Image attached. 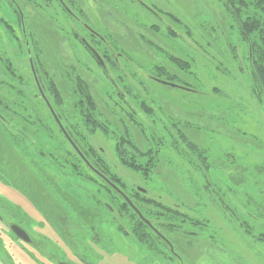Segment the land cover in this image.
<instances>
[{
	"label": "rangeland",
	"instance_id": "374dc122",
	"mask_svg": "<svg viewBox=\"0 0 264 264\" xmlns=\"http://www.w3.org/2000/svg\"><path fill=\"white\" fill-rule=\"evenodd\" d=\"M17 1L25 15L30 14V22L25 23L28 29L31 23L33 36L29 32L27 38L33 54L43 72L58 84L73 116L78 115L75 78H84L88 86L95 117L104 126L90 133L88 126L81 125L88 144L102 150L129 188L147 190L146 196L187 216L176 220L181 232L165 230L185 264H264V241L259 240L264 233V211L244 208L250 197L255 202L264 197V103L254 94L247 43L225 1L84 0L97 19L98 4L103 6V25L90 26L106 36L115 34L120 42L123 97L110 86L93 55L78 40L70 43V27H82L66 18L55 1ZM6 5L0 0V97L13 99L9 84L33 97L39 91L30 69L26 37L13 8ZM113 6L120 10L119 20L115 25L106 21L111 27L107 32L102 27L104 14ZM145 6L155 8L160 18L146 12ZM107 42L113 46V39ZM179 60L189 65L184 68ZM9 65L20 81L11 78ZM162 71L166 74L161 75ZM110 74L117 79L113 69ZM45 119L58 135L52 118L47 114ZM123 137L133 141L140 152L158 151L148 178L129 168L116 153V143ZM35 140L47 151L58 145L43 134ZM189 143L201 151L192 150ZM125 148L131 150L128 144ZM0 156L4 168L7 159ZM137 159L143 163L149 157ZM5 211L24 215L37 210L23 192L0 177V214L6 215ZM152 217L160 225L168 224L166 216ZM100 234L104 235L103 248L98 251L90 245L99 256L98 264H166L141 253L116 224H103ZM22 264L34 263L23 260Z\"/></svg>",
	"mask_w": 264,
	"mask_h": 264
},
{
	"label": "trees",
	"instance_id": "16d2710c",
	"mask_svg": "<svg viewBox=\"0 0 264 264\" xmlns=\"http://www.w3.org/2000/svg\"><path fill=\"white\" fill-rule=\"evenodd\" d=\"M224 1L239 22L242 37L247 43V58L254 81L253 91L258 100L264 103V0ZM181 62L184 68L185 65H189L179 60L180 65ZM8 68L11 78L20 81L15 79L18 74L15 69L10 65ZM160 74L166 73L162 71ZM39 75L46 97L85 157L125 192L153 227L173 244L165 230H169V234L181 232L180 224L176 220L180 217L186 220L187 216L180 215L178 210L146 196L147 190L129 188L127 183L112 170L102 151L88 144L86 136L83 135L82 124L86 128L88 126L90 133L97 130V127L104 129L95 117L96 106L86 82L79 76L73 82L75 94H78V101L74 105L78 115L73 116L53 77L43 70L39 72ZM20 78L22 79L21 76ZM176 86L179 85L176 84ZM8 87L14 94L13 99L0 97V151H2L0 155L7 159V168L5 166L1 168L3 159L0 156V168L5 170V172L0 171V177L16 186L32 203L42 208L46 207L41 200L48 207H52V210L73 211L74 224L87 225L89 241L99 244L101 248H103L104 239V235L100 234L101 226L105 223L116 224L127 238L136 243L141 253H147L149 258L157 257L166 264H179V260L174 257L177 255L172 253L168 242L139 217L118 191L85 164L64 137L45 101L40 97H31L14 84H9ZM38 103L41 105L39 106ZM47 114L52 118L58 135H55L48 127L45 121ZM90 124L93 125L90 126ZM41 134L55 139L58 143L57 147L49 151L45 150L35 140L37 135ZM125 144L130 146V151L125 148ZM188 146L192 150L201 151L199 147L191 143ZM115 151L124 164L141 172L145 178H148L147 174L152 172L158 152L153 149L149 152H140L133 141H127L124 137L121 142L116 143ZM139 156L149 157V159L141 163L137 159ZM244 208L248 211H264V197L262 196L259 202L253 201L250 197ZM153 215L166 216L168 224L160 225L155 221L156 218L152 217ZM170 220L174 221L170 222ZM259 240L264 241V233Z\"/></svg>",
	"mask_w": 264,
	"mask_h": 264
},
{
	"label": "flooded vegetation",
	"instance_id": "af4514ba",
	"mask_svg": "<svg viewBox=\"0 0 264 264\" xmlns=\"http://www.w3.org/2000/svg\"><path fill=\"white\" fill-rule=\"evenodd\" d=\"M3 1L8 4L5 8L12 7L13 16L20 20L24 36L26 37L25 47L29 57L30 69L32 71V59L33 67L43 88L39 75V72L42 71L43 68L34 56L33 45L31 46L32 43L27 38L28 33H31V23H28V29L25 21L30 22V14L27 12L25 15V11H23L21 4L17 0ZM52 1H55V3L60 6L62 11H65L66 18L69 17L72 23H77L82 27V30L74 26L70 27V43H76L75 41L78 40L83 49L93 55L96 60V64L107 74L110 86L116 89L117 93L120 94L119 96L123 97L124 95L120 91L121 88L119 85L121 82V69L118 64L122 52L117 51L119 50L118 48H120V42L118 40L116 41L115 34L113 35V33H110L111 36H106L101 34L96 27L90 26L91 23L103 25L100 15L102 12L100 9L103 8L102 4H98L99 10L97 13L100 18L97 19L95 18L96 16H94L93 12L85 7L86 3L84 0ZM139 2L141 1L139 0L138 3ZM45 8L47 9L48 6L46 5ZM107 8L108 13L104 14V26L102 27L105 28L107 32H111V27L107 26L108 22L106 23V21H109L110 24L114 25L115 23H118V12H120V10L117 9L118 7L116 6H113L110 9L109 7ZM143 8L151 15L160 18L159 12H157L152 6H145ZM34 10L35 9L32 11L35 14ZM35 15L36 17L39 16L38 13ZM36 17H34V19ZM3 20H5L4 17ZM31 35L33 36V32ZM109 39L110 41L113 39V46H110V42H107ZM111 69L118 73L117 79L110 74ZM151 78L158 82L161 80L158 77L151 76ZM35 96L43 99L40 94H36ZM78 148L81 150L79 146ZM33 206L37 211H25L24 215H21L19 212L15 214V211H5L6 215L4 216L0 214V264H22L23 260L34 264H98L97 262L100 261L99 256L90 247V245L92 244L93 248H96L98 251L102 248L99 244H94L89 241L87 225L74 224L73 211L49 210L38 206L36 203H33ZM33 222H35L34 225H32ZM153 230L155 231V229ZM47 231L52 234L49 235ZM174 251L177 252L175 247ZM174 257L179 260V264H185V261L183 260L185 258L180 253L177 252V256ZM19 258L22 259L21 262Z\"/></svg>",
	"mask_w": 264,
	"mask_h": 264
},
{
	"label": "water",
	"instance_id": "95a60500",
	"mask_svg": "<svg viewBox=\"0 0 264 264\" xmlns=\"http://www.w3.org/2000/svg\"><path fill=\"white\" fill-rule=\"evenodd\" d=\"M31 65H32V72L34 75V79L39 91V94L43 97L46 105L48 106L55 122L57 123L59 129L61 130V132L63 133L64 137L67 139V141L72 145V147L75 149V151L79 154V156L82 158V160L85 162V164L94 172L96 173L98 176H100L102 179H104L106 182H108L116 191H118V193L120 195H122L124 197V199L129 203V205L133 208V210L139 215V217L145 222L147 223L150 227H152L153 229H155L152 225V223L145 218V216L142 214V212L137 208V206L130 200V198L125 194V192H123L115 183L111 182L104 174H102L98 169H96L90 162L89 160L85 157V155L81 152V150L78 148V146L76 145L75 141L72 139V137L69 135V133L67 132V130L65 129V127L63 126L61 120L59 119L56 111L54 110L53 106L51 105L50 101L48 100V98L46 97L43 88L39 82L38 76L36 74V71L33 67V63H32V59H31ZM159 82L164 83V84H169L171 86H176V84L174 83H170L164 80H160ZM141 189V188H140ZM143 190V189H142ZM145 191V190H143ZM155 231L157 232V234L159 236H161L165 241L168 242V244L170 245L171 251L173 254L177 255L176 252L174 251V247L173 244L166 238L164 237L161 233L158 232V230L155 229Z\"/></svg>",
	"mask_w": 264,
	"mask_h": 264
}]
</instances>
